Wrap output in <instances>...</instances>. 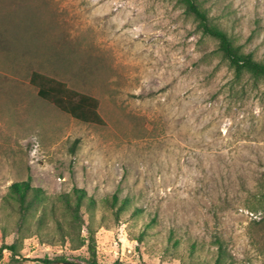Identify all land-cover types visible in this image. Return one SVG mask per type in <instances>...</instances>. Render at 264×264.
Wrapping results in <instances>:
<instances>
[{
    "label": "rangeland",
    "instance_id": "rangeland-1",
    "mask_svg": "<svg viewBox=\"0 0 264 264\" xmlns=\"http://www.w3.org/2000/svg\"><path fill=\"white\" fill-rule=\"evenodd\" d=\"M198 2L264 62V0ZM217 47L178 0H0V264H85L89 228L99 264H213L215 237L223 264H264V80ZM33 70L96 97L105 125L40 99ZM26 180L44 197L21 215Z\"/></svg>",
    "mask_w": 264,
    "mask_h": 264
},
{
    "label": "trees",
    "instance_id": "trees-1",
    "mask_svg": "<svg viewBox=\"0 0 264 264\" xmlns=\"http://www.w3.org/2000/svg\"><path fill=\"white\" fill-rule=\"evenodd\" d=\"M178 2L182 4L184 13L193 17L196 21V28L202 34L218 40L217 49L220 56L228 62L235 76L238 77L242 73H246L253 80H264V62L257 61L250 53L243 52L241 46L236 44L230 35L212 24L198 0H178ZM29 84L36 89L37 96L40 99L71 118L82 123L105 125V121L99 113V100L96 97L69 87L63 80L34 70L30 73ZM76 143L77 141L73 142L72 151ZM8 193L15 201L17 210L21 215L26 214L34 207L36 201L44 197L42 189L32 186L28 180L12 183L9 186ZM62 197L66 204V209L70 213L67 229L70 235H76L78 238L81 227L84 224L81 210L83 207H88V202L81 194H77L75 191L62 195ZM254 198L255 201L251 209L257 211L258 208H264V184L258 187ZM81 241L83 245H86L88 252L85 264H99L95 234L90 228L87 230L85 237L81 238ZM213 243L216 245V255L213 264H223L227 257L224 243L219 237H215ZM4 248H7L11 255L16 252L14 244L3 246V248H0V258ZM62 261L66 260L62 259ZM41 262L42 264H47L52 262V260L43 258ZM115 264L120 263L116 262Z\"/></svg>",
    "mask_w": 264,
    "mask_h": 264
},
{
    "label": "water",
    "instance_id": "water-1",
    "mask_svg": "<svg viewBox=\"0 0 264 264\" xmlns=\"http://www.w3.org/2000/svg\"><path fill=\"white\" fill-rule=\"evenodd\" d=\"M47 264H76L74 262H69V261H52L50 263Z\"/></svg>",
    "mask_w": 264,
    "mask_h": 264
}]
</instances>
